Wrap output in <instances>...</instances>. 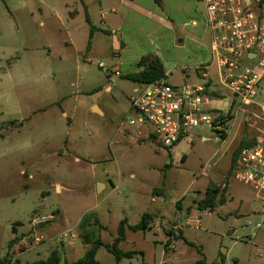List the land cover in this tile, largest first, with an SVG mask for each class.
I'll use <instances>...</instances> for the list:
<instances>
[{"label":"rangeland","instance_id":"rangeland-1","mask_svg":"<svg viewBox=\"0 0 264 264\" xmlns=\"http://www.w3.org/2000/svg\"><path fill=\"white\" fill-rule=\"evenodd\" d=\"M91 3L83 8L81 0H0V260L25 264L60 249L63 261L73 262L95 240L112 245L121 220L135 225L150 214L151 228L127 231L119 246L137 252L133 258L118 261L101 247L98 263L264 264V201L231 171L241 140L264 132L263 110L253 106L224 119L221 134L197 128L192 142L173 150L127 129L130 100L143 85L123 77L137 69L131 55L114 70L111 51L119 46L113 34L96 35L93 51H87L86 13L98 21L100 13L114 17L112 8ZM211 47L212 38L201 50L206 57L190 46L163 59L175 68L185 64L193 81L188 84H196L191 68L209 59ZM211 71L216 74L215 67ZM168 82L184 84L182 72ZM220 91L213 107L224 109L231 96L224 87ZM210 182L226 185L229 195L214 212H201L198 201ZM58 210L61 219L37 234L32 230L35 215ZM194 215L198 228L186 224ZM70 229L76 238H59ZM16 236L24 242L10 246Z\"/></svg>","mask_w":264,"mask_h":264},{"label":"built area","instance_id":"built-area-1","mask_svg":"<svg viewBox=\"0 0 264 264\" xmlns=\"http://www.w3.org/2000/svg\"><path fill=\"white\" fill-rule=\"evenodd\" d=\"M204 6L205 25L212 38L210 60L196 67L203 84L172 85L164 77L142 84L130 100V113L124 120L127 129L173 150L182 141H193V131L207 126L221 134L228 116L237 117L247 108L259 106L264 81V0H198ZM216 68L218 82L231 99L224 109L213 108L217 98L207 92ZM233 177L249 186L264 201V132L256 144L244 149L234 167ZM46 222L34 218L33 228ZM186 224L198 228L200 217H190ZM257 229L262 227L257 224ZM75 237L70 231L61 238ZM43 237H36L41 242ZM15 260L11 262L14 263Z\"/></svg>","mask_w":264,"mask_h":264},{"label":"crops","instance_id":"crops-1","mask_svg":"<svg viewBox=\"0 0 264 264\" xmlns=\"http://www.w3.org/2000/svg\"><path fill=\"white\" fill-rule=\"evenodd\" d=\"M81 2L83 8H85V3L90 5L91 2V4L98 6L99 8L107 6L112 8L111 11L113 12L114 17L112 16L108 18L107 15L100 13L101 15L99 18L101 19L98 21L94 15L89 13V16L94 26L98 28L94 37L98 34L105 35L106 38H109L112 34L116 37L119 51H111V57H113L117 63L114 66V70L117 72H119V64H124V62H126L125 56L131 55V62L137 66L136 71H138L140 69L138 67V62L141 57L151 54L158 56L163 62L168 80L175 75L176 70H180L183 74V83L187 84L192 81V77L186 72V65L182 64L176 68L171 65L170 62L167 65L163 56L170 54L169 52L171 51L183 53L191 46L196 49V52L201 57H206V55L201 54V50L204 48L205 42L208 40L210 41L211 38L210 32L205 25L203 13L205 11L204 6L198 0H81ZM96 2H98V4H96ZM74 20L75 19H73V21ZM87 25L90 34V26L88 23ZM93 49L94 44L92 43L90 50L93 51ZM210 54V52L207 53L209 59ZM209 59L202 61L200 64L207 62ZM200 64H197L194 67L192 66L191 69L195 71L196 67ZM211 76L212 82L208 87V91L222 94L220 90L223 86L218 82V78L215 75L211 74ZM196 77L198 79H196L198 82L196 84L205 83V80L199 77V75L196 74ZM137 89L138 88H136L135 91ZM214 102L215 101L211 104L212 107ZM203 140L207 139L204 137ZM155 201L156 200L153 199V202ZM61 217L63 216L59 210L54 211L48 216L38 213L32 218V220L34 218H44L46 219V222L33 228L31 221L32 230L37 234L42 225L55 219L59 220ZM80 225L81 221L79 223V226ZM101 227L102 225L99 226V228ZM177 227L178 226H174V230H176ZM69 231L75 235L73 238L77 237L72 229L67 230L66 232ZM83 231L84 230L82 229V233ZM52 232L53 226L47 229L48 234H51ZM63 233L59 235L60 239H62L61 236ZM21 242H24V240Z\"/></svg>","mask_w":264,"mask_h":264},{"label":"trees","instance_id":"trees-1","mask_svg":"<svg viewBox=\"0 0 264 264\" xmlns=\"http://www.w3.org/2000/svg\"><path fill=\"white\" fill-rule=\"evenodd\" d=\"M86 21L90 26V34H89L88 47H87L89 51L92 46L94 34L96 31H98V28L94 26L89 14L87 13H86ZM138 67L140 68L138 71L126 73L123 75V77L125 79L140 84H150L166 77V70L164 64L158 56L151 54L142 56L138 62ZM99 90L100 88H97L93 92ZM207 94L211 98H214L213 95L215 93L207 92ZM230 118L231 117L228 116V119ZM258 136H256L253 139L243 138L241 140L240 144L233 153L232 163H231L232 174L242 151L250 146L255 145ZM155 191H158L160 193L162 189H156ZM226 193L228 194L226 190V185L223 186L222 188L220 185H216L210 182L205 197L198 201V210L201 212H206V211L214 212L218 208V206L224 204L227 201L225 197ZM153 219H154L153 215L144 214L142 220L135 225L129 224L127 219L121 220L118 226V236L116 237L112 245L104 244L101 240H95L93 243L88 244L90 247L87 250L86 254L83 257L77 259L76 261L73 262H69L68 260L63 261V252L60 249H55L47 259L29 262L25 264H99L96 259V255L98 249L101 247H105L110 253H112L116 257L118 261L122 260L123 258H133V256L137 254V252L134 251L125 252L122 249H120L119 247L120 244L126 240L127 231L139 232L150 229ZM14 232H16V227H14ZM82 236L84 239L88 238V235L86 233H82ZM22 239L23 236H16L14 239L11 240L10 246H13L21 242ZM13 260H15L13 264H23L16 258L0 260V264H11Z\"/></svg>","mask_w":264,"mask_h":264},{"label":"water","instance_id":"water-1","mask_svg":"<svg viewBox=\"0 0 264 264\" xmlns=\"http://www.w3.org/2000/svg\"><path fill=\"white\" fill-rule=\"evenodd\" d=\"M92 110H93V111H99L100 113H102V111H101L98 107H93Z\"/></svg>","mask_w":264,"mask_h":264}]
</instances>
